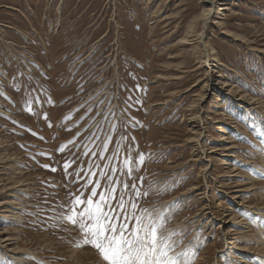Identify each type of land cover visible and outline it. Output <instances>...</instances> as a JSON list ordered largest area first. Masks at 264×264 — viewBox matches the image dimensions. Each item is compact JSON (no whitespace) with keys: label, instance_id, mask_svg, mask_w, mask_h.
<instances>
[{"label":"rangeland","instance_id":"rangeland-1","mask_svg":"<svg viewBox=\"0 0 264 264\" xmlns=\"http://www.w3.org/2000/svg\"><path fill=\"white\" fill-rule=\"evenodd\" d=\"M210 5L0 0V264H107L78 226L46 217L90 194L121 136L120 157L128 143L145 156L140 206L178 202L166 227L183 232L176 251L195 247L190 264L264 260V227L244 215L264 218V178L245 167L264 168V0H214L204 25Z\"/></svg>","mask_w":264,"mask_h":264},{"label":"snow or ice","instance_id":"snow-or-ice-1","mask_svg":"<svg viewBox=\"0 0 264 264\" xmlns=\"http://www.w3.org/2000/svg\"><path fill=\"white\" fill-rule=\"evenodd\" d=\"M28 111L32 112L31 106L28 107ZM234 114L245 122L252 118L251 113L235 112ZM100 115L108 119L109 115L115 116V112L113 110L111 113H100ZM112 126L115 128V124ZM260 135L264 137V132ZM96 138L99 139L98 136ZM242 138L247 140L246 137ZM126 140L127 137L121 136L117 141V146L109 157V164L104 166L108 169L107 172L90 171L87 174L88 179L81 187L87 190L91 185L90 194L85 196V192H81L80 195L69 193L72 197L70 203L53 205L50 210L54 211V215L46 219L54 221L52 227L65 222L78 226L83 232V244L97 249L107 264H190L191 258L196 255L195 247L176 251L180 241L173 238L181 236L182 239L183 232L178 229L169 230L166 227L178 202L171 201L161 208L140 206V198L146 197L148 192L142 191L138 186V180L142 181L143 177L137 178L134 172L137 171L138 165L144 162L145 156L143 153H138L134 144L128 143L124 149L125 156L120 157L121 142ZM110 141L111 136H105L102 142L104 151H108ZM68 143L72 144L73 141ZM256 147H259L261 154H264V146L256 145ZM64 148L65 145H62L59 151H63ZM83 154L87 155L88 151L86 150ZM96 154L92 153V155ZM73 157L69 158L70 162H65L66 175H72L67 170L71 167V163L75 162ZM116 159L120 160L119 167L112 163ZM43 167L50 168L49 165H43ZM245 167L252 174L264 178V168L255 165H245ZM51 170L56 171L55 168ZM75 175L78 179H82L79 171H76ZM101 179H103V185H101ZM162 188L167 190L168 186L164 185ZM98 189L101 190L98 192ZM56 208L60 210L55 211ZM244 215L258 226L264 227V218L254 216L248 211H245ZM198 242L199 237H196L190 244ZM252 258L257 261V264H264L261 257L253 254Z\"/></svg>","mask_w":264,"mask_h":264},{"label":"bare ground","instance_id":"bare-ground-1","mask_svg":"<svg viewBox=\"0 0 264 264\" xmlns=\"http://www.w3.org/2000/svg\"><path fill=\"white\" fill-rule=\"evenodd\" d=\"M150 2V1H149ZM209 2L211 3V5L209 6V8L207 9V10H205L203 13H202V17L204 18V25H205V23H206V21H207V19L210 17V12L212 11V8H213V4H214V0H209ZM223 10H226V9H228V7H223L222 8ZM197 22V20H195V21H193V23H192V27H191V29L189 30V31H187L186 32V34H185V36L184 37H182L181 39H180V42L181 43H183V44H189V40H188V38H190V36L193 34V33H195V30H192V28H195L196 26H195V23ZM204 28V27H203ZM204 30L202 29L201 30V32H196V33H198L197 34V39H199L198 40V42L200 43H202V38H203V34H204V32H203ZM2 40V39H1ZM194 40V39H193ZM200 43V44H201ZM202 45V47H203V51H208L207 50V47L205 46V45H203V44H201ZM206 53V52H205ZM218 78H220V77H218ZM223 81V80H222ZM219 82V81H218ZM225 83V82H224ZM228 86V85H227ZM15 205V204H14ZM2 206V205H1ZM6 206V205H5ZM235 218H231L230 219V221L228 220V221H226V222H231L232 220H234ZM224 228V227H223ZM229 233H231V230L229 231ZM227 234H228V232H227ZM264 238V237H263ZM5 240V239H4ZM4 240H2V241H4ZM6 243V242H5ZM244 247V246H243ZM242 247V248H243ZM246 248V247H245Z\"/></svg>","mask_w":264,"mask_h":264}]
</instances>
